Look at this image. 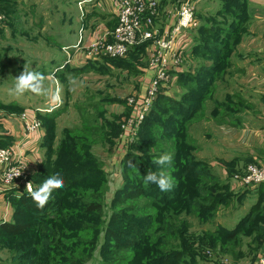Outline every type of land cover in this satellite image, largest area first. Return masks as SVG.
Listing matches in <instances>:
<instances>
[{
	"label": "rangeland",
	"instance_id": "obj_1",
	"mask_svg": "<svg viewBox=\"0 0 264 264\" xmlns=\"http://www.w3.org/2000/svg\"><path fill=\"white\" fill-rule=\"evenodd\" d=\"M34 0H0V7L3 9L6 19L0 26V35L4 34L7 22V14H10L9 23H15V20H25L23 24H29L33 21V26H37L36 23L40 13L49 14L52 17L55 26L59 25L61 20H64V14L62 10H59L63 6V0H45L48 4H57L58 9H49L48 6L43 10H31V9H19L18 5L24 4L25 7L33 2ZM83 0L75 1L72 0V5L68 10H64L66 16H78L80 18L82 12L91 11L89 8L90 1L83 2V5L88 9H80L79 3ZM171 1V0H166ZM220 1V0H219ZM218 0H198L197 2V17L202 19L200 16L214 14L223 5V2L219 4ZM113 2V1H112ZM175 2V1H174ZM3 5H9L8 9H4ZM163 7V6H162ZM218 8V9H217ZM160 17L156 19V23L159 26H164L170 19L174 18V15H169L168 12L173 10L172 14L176 13L178 9H160ZM63 16V17H62ZM205 18V19H207ZM203 19L202 21H204ZM251 21V20H250ZM74 29L75 25L73 26ZM26 32H30V35L34 34V29L25 26ZM28 29V30H27ZM195 30V29H194ZM194 30H191V38L187 41L189 44L185 46L184 53L188 54L185 58V66L188 70H193L198 63L197 56L192 53L194 41ZM10 29L7 28L9 34V42H0V81L3 82L0 85V99L2 101H10L14 106L17 99L21 103H25L31 108L35 101H43L47 95H36L32 93H25L22 96H16L10 93V89L14 87L15 78L23 71V67L26 64L30 70L34 62V53L45 52L44 46L46 43L42 41H29L24 39L21 35L20 40L15 34V27L12 30L11 36ZM193 34V36H192ZM191 40V41H190ZM186 43V42H185ZM3 47V46H8ZM145 47L136 48L135 51L131 52L124 58L118 60L109 61L104 58L102 61L96 60V62L89 63L80 68L79 70L69 71L65 73L62 70L58 74V78L54 79L55 75H52V79L45 81V88L52 93L53 88L57 83V91L59 96L64 97L65 103L57 106L54 110L58 115L51 119L44 120L42 123V129L44 131V137L41 141V148L43 150V160L41 163L45 165V168L51 174L57 169L63 160L70 158L68 150L71 147H76V144L71 139L80 140L77 135L83 134L81 131H91L92 126H98L97 140L91 146L92 154L98 159L97 173L95 176L88 177L82 181L76 182L74 185L63 186L61 189L53 191L55 200H59L60 211L55 214L57 217L61 216L66 210H68L69 201L80 197L82 194L91 196V193H97L100 191L103 194V198L99 200L103 205V213L98 215L96 213L86 212L79 210L75 219L82 222L84 227L89 229V233H93L94 237H97L96 256L93 257L89 262L84 264H97L107 262L102 259L99 255L100 246L106 241L105 233L107 228L111 226L116 227L115 229L121 230L128 234L129 231L125 230V226L120 223H114L113 214L117 211H121L123 206L121 203H115L114 199L118 198V191L124 187L126 181H135L133 170L125 168V163L122 159L127 151H135L143 157L145 149L148 145L146 141H142V137L139 138V127L137 135L130 137V140L124 138L123 141V128L122 125L125 122L127 125L130 122V116L133 114V106L131 100L134 97H139L141 94V79L143 77V71L149 69L150 54ZM39 47V48H38ZM60 48V47H59ZM58 48V50H59ZM8 50V51H7ZM11 50V52H9ZM189 52L187 53V51ZM21 56L17 55L21 52ZM63 53L65 50H62ZM8 52V53H7ZM57 63L62 58L60 52H56ZM68 56H66L67 59ZM232 58L229 61L235 62L242 58ZM65 59V60H66ZM106 60V61H105ZM43 64L44 58H41ZM241 64L242 62H238ZM235 64V68H239V64ZM72 70V69H71ZM237 71V69H234ZM233 76H227L231 81L227 83H220L215 88L213 95L205 103V109L197 116L193 118V121L187 128V134L185 138L186 144L193 142L197 145V148H191V152L194 153L197 159L206 162L213 170L211 174H208L207 179L194 180L191 177L178 176V182H180L182 198L180 201L172 203L170 206H166L165 209H153L152 214L154 215V223L152 229L146 240L138 239L135 245L128 248H119L117 252L111 254L112 263L108 262L105 264H162L161 260H156V263L152 262L151 258L161 257L166 253L158 251L159 246L157 243L152 244V239H155L158 235L162 234L166 228H172L175 224L173 220L176 218L182 222V227L185 228V234L182 236L184 239L189 240L190 247L184 246V239L177 237L174 242L175 247H170L172 250H186L190 253L188 257L189 264H254L263 251L264 246V185L256 188L247 189L240 187L239 182L236 179V175L233 174L232 170H227L224 166V162L218 159H228L230 156L226 155L223 149V143L227 141L225 134L216 126L218 124L212 114H217V117H221L222 112L228 111L231 115L238 113L240 105L233 104L228 107L219 106L221 102L230 99L235 100V95L231 92L241 91L239 90L240 82L237 79H232ZM74 81V82H73ZM178 86V85H177ZM177 90L181 91L182 88H176L175 85L168 89H163L161 92L173 95L177 94ZM231 91V92H230ZM160 92V93H161ZM159 93V94H160ZM41 97V98H40ZM25 108V107H22ZM2 109V110H1ZM0 104V111H3ZM17 109V110H16ZM20 107L10 108L12 111H16L18 114ZM24 110V109H23ZM247 112V111H246ZM1 113V112H0ZM9 113V112H8ZM204 113V114H203ZM240 113V111H239ZM89 117H92L93 122L91 123ZM145 120V119H144ZM143 120V121H144ZM226 121L229 119H225ZM250 125L255 127V119ZM142 121V122H143ZM94 124V125H93ZM120 125V126H119ZM50 126L53 129L47 131V127ZM100 127V128H99ZM122 129V131H120ZM47 132V133H46ZM47 134V136L45 135ZM146 138V136H145ZM219 142V143H218ZM1 143V141H0ZM45 143V145H44ZM3 144V143H1ZM176 143L175 151L177 149ZM185 143H180V147L184 151L190 152V149H186ZM84 146V145H82ZM49 148V149H48ZM180 148V149H181ZM120 150V156H116V152ZM172 150V149H171ZM49 151V154L47 152ZM160 151V150H159ZM177 152V151H176ZM190 152V153H191ZM175 153V152H174ZM178 153V152H177ZM215 153H219L216 156ZM181 162H183V154H179ZM190 160L193 158L190 157ZM45 161V162H44ZM40 163V164H41ZM216 163V164H215ZM257 164V163H256ZM182 165H184L182 163ZM182 165L178 166L181 169ZM248 165L245 167L247 168ZM40 167V166H39ZM236 172L239 175L246 172V168ZM232 173H229L228 172ZM178 174V172H176ZM237 174V175H238ZM233 175V176H232ZM34 183V189L43 182V180L32 179ZM84 183H88L83 186ZM215 197L208 199V196ZM122 196H120V199ZM119 199V200H120ZM135 202L129 201L125 205H132ZM80 203H78L79 205ZM258 204V209L251 214L253 219L249 220L246 225L242 227L239 225V232H236L237 236L234 239L226 238L230 230L235 229L241 218L246 216L250 212V209L254 205ZM214 205L211 211H206V207ZM54 215V216H55ZM19 217L21 221L25 223L35 224L39 223L37 218L30 214L28 211H24V208L18 203H13L11 197L9 199L0 198V232L1 225L4 222L14 221V218ZM130 217L137 215L129 213ZM138 217V216H137ZM70 221H67L63 226V230L68 231ZM80 226V224L74 223V228ZM254 226V229L252 228ZM67 228V229H66ZM214 231V232H213ZM213 232V233H212ZM218 232V233H217ZM33 233L23 234L18 237L9 236L7 234L0 233V264H38L34 262L38 258V255L31 253L33 248L34 240ZM205 234H208L207 236ZM224 235V237L222 236ZM26 242L25 251H17L15 244L17 239L29 238ZM203 237H212V241L216 242L211 247H199V242ZM107 243L108 239H107ZM108 247L113 246L108 244ZM153 249L157 252L154 254ZM204 249V250H202ZM95 250V251H96ZM211 250L212 252H206ZM200 251V255H193L194 252ZM162 253V254H161ZM118 256H114L117 255ZM99 255V256H98ZM158 255V256H157ZM87 258V257H85ZM150 260V262H148ZM33 261V262H32ZM86 261V260H85Z\"/></svg>",
	"mask_w": 264,
	"mask_h": 264
},
{
	"label": "trees",
	"instance_id": "obj_2",
	"mask_svg": "<svg viewBox=\"0 0 264 264\" xmlns=\"http://www.w3.org/2000/svg\"><path fill=\"white\" fill-rule=\"evenodd\" d=\"M221 2H223V5L217 12L210 15L211 17H201L200 24L194 30V36L192 34L194 41L192 53L194 56H197L195 58H198L199 61L193 70L176 71L177 85L182 90L173 95L161 92L142 122L138 135L139 138L140 136L142 137V141L148 143L145 155L141 157L140 154L130 150L126 152L122 159V162L126 164L125 168L133 170L135 181H126L124 187L118 191V198H115L114 202L121 203L123 209L115 212L113 218L114 223L123 224L125 230H128L129 233H126L128 237H125L124 231L120 232L121 230L115 229L116 227L114 226L107 228L105 233L106 241H104V244L99 249V255L103 257L102 259L107 260V262L97 264L112 263L111 259L108 258L112 257L111 254L120 250L119 248L133 247L138 239L146 240L154 223L152 210L165 209L166 206L168 207L172 203L181 200L182 194L180 193L181 188L178 176H184L185 173H188L186 176L194 180H204L207 179L208 174L213 175V170L209 164L206 165V162L197 159L194 153L191 152V148H194L193 142L186 144V141L181 139L186 137L187 128L193 121V118L205 109L204 101L212 97L215 90V79L219 77L220 71L222 72L223 68L229 65V52L233 50L241 32L245 29L247 22L251 20V14H248L249 0H220ZM7 7L9 5H3L4 9H8ZM203 19L205 20L202 21ZM139 47H145V45ZM106 60L114 61L118 59L108 58ZM225 102H221L219 106L228 107L231 105V102H229L230 104ZM1 106L6 109L12 107V104H1ZM20 111H23V109L20 108ZM228 114L231 113L225 111L222 112L221 117H217V114L212 115L217 120L222 121L225 120ZM56 115L58 114L54 110L37 113L42 123L44 120L51 119ZM89 119L91 121L89 124H92V117H89ZM50 129L53 128L48 126L47 131ZM96 130H98V126H92L91 131H81L83 134L77 135V138H80V140L71 139L76 144V147H71L68 150V154L71 157L66 158L58 164L59 167L53 173L59 172L61 174L64 186L74 185L76 182L96 175L98 171L96 166L99 161L92 154V150H90L97 140ZM45 135L47 136V134ZM176 143H179L176 149L178 153L173 149ZM180 143H185V148H189L191 153L184 151L180 147ZM166 152L174 154L173 162L170 166L161 168L154 163V160ZM181 153L183 154V162H181L179 155ZM47 154H49V151ZM190 157L193 159L190 160ZM130 163L135 167H130ZM42 164L33 170L32 179L37 178L44 181L48 176L53 175ZM179 165H182L181 169H178ZM149 170L157 173L163 171L166 175H171L174 180L173 188L167 192H161L155 184H151L145 188L143 186V176L147 175ZM87 184L84 183L83 186ZM262 185L264 183H261L258 187ZM120 196H122L121 199ZM207 196L208 199L214 200L215 198ZM10 197L13 203H18L24 208V211L33 214L39 223H25L17 216L14 218V221L4 222L1 225V232L14 237L33 233L31 235L33 236L34 244L31 253L34 255L39 254L34 262H38V264H84L96 256L98 252L96 250L97 237H94L96 235L89 233V229L84 227L83 223L75 219V217L79 210L98 215L103 213V205L99 201L103 198V194L100 191L91 193V196L82 194L80 197L73 199V201H69L67 205L68 210L59 217L55 214L60 211V201L55 200V195L53 194L52 198L43 208L37 207L27 192L19 196L11 195ZM129 201L135 203L125 205ZM78 203L80 204L78 205ZM213 207L214 205L207 206L206 211H211ZM258 207V204L254 205L250 209V212L241 218L238 226L229 231L226 238L234 239L237 236L236 232L241 230L239 229V225H242L241 228H243L250 219L252 220L251 214ZM129 213L135 214L138 217H130ZM67 221H70L71 225L68 226V231H65L63 230V226ZM173 222L175 224L172 228H166L162 234L152 239V244H158V251H166L161 257L151 258L154 263H156V260H161L162 264H189L188 257L193 258L184 249L174 251L170 248L171 246L175 247L176 244L174 242L177 237L184 239L182 235L185 234V228L181 226L183 221L176 218ZM74 223L80 224V226L74 228ZM252 228L254 229V226ZM205 235L207 236L208 234ZM32 236L17 239L15 249L20 252L27 250L25 248L26 242ZM222 236L224 237V235ZM107 239L109 243H107ZM190 239H184L182 241L183 245H189L188 247H190ZM199 243V247L202 245V248H212L216 242L212 241V237H203ZM108 244L113 246V248L108 247ZM153 251L156 254L157 250L153 249ZM206 252L210 253L212 251L206 250ZM200 254V251L193 253L196 256Z\"/></svg>",
	"mask_w": 264,
	"mask_h": 264
},
{
	"label": "crops",
	"instance_id": "obj_3",
	"mask_svg": "<svg viewBox=\"0 0 264 264\" xmlns=\"http://www.w3.org/2000/svg\"><path fill=\"white\" fill-rule=\"evenodd\" d=\"M85 1L90 0H83L81 5L79 3L80 9H88L84 6L85 4L83 5ZM71 5L72 0H63V6L59 10H62V14L65 16H62L64 20H61L58 26H55L56 23L53 22L54 20H52L49 14L45 15L46 13L43 12L35 19L38 24L35 27L33 26V19L28 25L23 24L25 20H20L19 18L15 20V23H9L8 19L10 18V14H7L6 28L4 34L0 35V42L8 43L10 37L7 33V28L11 30V36H14L12 30L15 27V34L17 32L18 40L23 35L22 37L30 42L39 40L46 43L42 46L45 48L44 53L40 51L39 53H34L35 59L32 65V69L44 74L46 80L52 79L50 77L51 74L55 75L53 77L54 79H57L58 74L64 69H66L65 73L79 70L86 66L88 62H92L87 60L84 47L94 41L104 30L113 28L117 24V12L112 0H92L88 5L92 9L91 11H86V13L82 12L80 18L78 16H74V18L73 16H69L68 18L64 10H68ZM47 6L49 9H58L57 4L55 5L53 3L51 8V2L47 4L45 0H34L30 2L28 7H25L24 4L18 5L19 9L31 10H43ZM162 6V9H176L178 0H171L170 2L162 0ZM248 7V14H251V21L247 22L233 50L229 52L230 54L228 53L229 60L234 57H241L242 59L226 65L222 72L220 71L219 77L214 82L215 88H217L220 83L231 81L227 76L231 77L233 74L235 76L232 79H237L240 82L239 90L241 91H230L232 94H236L235 100L230 99V101L227 100L225 102L228 104H230L229 102H233V104L240 105L238 113L235 115L228 114L225 118L229 119L227 121H219L214 118L218 121L216 126H219L225 134L227 141H229L223 143V149L226 152L225 154L230 157L228 159L221 158L218 160L223 161L225 168L232 170L234 175H237L238 173L236 172H240L249 163L264 164V0H249ZM168 14L172 15L170 12ZM198 20L200 24V18ZM174 21L175 17L170 19L165 25ZM74 25L76 29L73 28ZM25 26L29 29L33 28L35 31L34 34L30 35V32H26ZM3 47H8L7 49L9 50V45ZM63 49L66 53H63ZM22 52H18L17 55L21 56ZM56 52H60V57L62 58L59 63L54 60L57 55ZM66 56H68L67 59ZM41 58H44L43 64ZM238 62L242 63L239 64ZM234 63L239 64V68H235ZM234 69H237V71H234ZM154 71L151 67L143 71L144 75L141 79L140 96L145 94L151 79L154 77ZM2 84L3 82L0 81V85ZM57 84L60 85V82ZM57 84L53 88L52 93L57 91ZM175 87L178 88L177 84ZM0 89L4 88L0 87ZM179 92L177 90V93ZM15 102L17 103L14 106L12 105V107H25L22 109L27 110L30 114L39 113L40 111L37 112V109H40L42 111L41 113L48 112V109L53 111L57 106L65 103L64 97L59 96V100L56 101L50 95L46 96L45 103L42 100L35 101L33 104L35 106L34 108L29 107L32 105L21 103L19 99L17 101L15 100ZM0 104L8 105L11 103L10 101H2L0 99ZM10 108L0 111V141L8 145L20 142L33 172L43 160L41 141L44 136V131L42 129L26 135L20 114L16 111H9ZM251 118L255 119V127L250 125L253 121ZM121 144H123V141ZM193 146L197 148V145L194 143ZM119 152L120 150L116 152L114 158L120 156ZM215 154L219 156V153ZM232 171H229L228 174L232 173ZM10 196L11 193L0 190V198L9 199Z\"/></svg>",
	"mask_w": 264,
	"mask_h": 264
},
{
	"label": "built area",
	"instance_id": "obj_4",
	"mask_svg": "<svg viewBox=\"0 0 264 264\" xmlns=\"http://www.w3.org/2000/svg\"><path fill=\"white\" fill-rule=\"evenodd\" d=\"M117 12V24L104 30L94 41L84 47L88 61H102L104 58L120 59L147 44L150 54L149 66L155 74L144 95L131 100L133 114L130 122L122 125L124 138L137 135L139 127L150 111L153 102L163 89L177 84L176 71L187 70L184 53L191 30L199 25L197 17L198 0H178L175 21L159 26L162 0H112ZM6 19L0 7V26ZM181 43L179 44V42ZM191 41V40H190ZM186 42V43H185ZM189 50L187 51V53ZM40 109H37V112ZM50 112L51 110H47ZM26 135L42 130V121L37 113L27 110L20 113ZM20 173L19 176H16ZM32 170L20 142L15 144L0 143V190L19 196L26 193V185L32 181ZM240 187L256 188L264 183V164L249 163L246 172L236 175ZM254 264H264V246L261 255Z\"/></svg>",
	"mask_w": 264,
	"mask_h": 264
},
{
	"label": "clouds",
	"instance_id": "obj_5",
	"mask_svg": "<svg viewBox=\"0 0 264 264\" xmlns=\"http://www.w3.org/2000/svg\"><path fill=\"white\" fill-rule=\"evenodd\" d=\"M46 77L44 74L30 70L25 64L23 71L15 78L14 87L10 89V93L16 96H22L25 93H32L36 95H50L52 99L58 101V93H49L45 88ZM74 82V81H73ZM173 153L166 152L161 154L154 163L165 168L170 166L173 162ZM130 167H135L131 165ZM17 173L16 176H19ZM155 184L161 192L170 191L174 186V180L171 175H166L165 172L159 173L148 171L147 175L143 176V186L147 188L149 185ZM64 186V181L59 172L48 176L41 185L34 189L31 182L26 185V191L31 200L36 204L37 207L43 208L48 201L52 198L54 190L61 189Z\"/></svg>",
	"mask_w": 264,
	"mask_h": 264
}]
</instances>
